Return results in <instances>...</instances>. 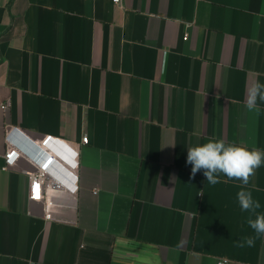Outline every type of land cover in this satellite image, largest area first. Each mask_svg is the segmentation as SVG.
<instances>
[{
  "label": "crops",
  "instance_id": "0c3cea01",
  "mask_svg": "<svg viewBox=\"0 0 264 264\" xmlns=\"http://www.w3.org/2000/svg\"><path fill=\"white\" fill-rule=\"evenodd\" d=\"M257 80L264 0H0V264H264V237L236 244L255 235L241 182L186 163L210 138L264 150ZM8 127L70 184L78 151V190L30 199ZM248 190L264 214V166Z\"/></svg>",
  "mask_w": 264,
  "mask_h": 264
},
{
  "label": "clouds",
  "instance_id": "9594fccd",
  "mask_svg": "<svg viewBox=\"0 0 264 264\" xmlns=\"http://www.w3.org/2000/svg\"><path fill=\"white\" fill-rule=\"evenodd\" d=\"M258 101L264 102V83L257 80L247 89L245 104L247 110L258 115L260 113ZM20 151L23 155L29 156V153ZM186 163L192 166L193 177L203 170L207 183L212 186L221 183V175L227 177V180L241 182L237 201L241 211L249 213L247 224L255 235L245 236L237 241L238 247H253L256 239L264 237V214L257 212L261 204L254 199L252 191L248 190L256 170L264 166V150L255 146L249 148L246 145L226 143L223 139L210 138L202 145L188 147Z\"/></svg>",
  "mask_w": 264,
  "mask_h": 264
},
{
  "label": "built area",
  "instance_id": "2783aa9c",
  "mask_svg": "<svg viewBox=\"0 0 264 264\" xmlns=\"http://www.w3.org/2000/svg\"><path fill=\"white\" fill-rule=\"evenodd\" d=\"M117 3H120L121 0H114ZM1 108L4 110L8 109V104L4 103L1 104ZM7 141L9 144L8 152L6 154L7 156V162L10 164L12 163L17 157H19L22 153L19 150V148L12 143V133L13 129L12 127L7 128ZM56 139L53 135H47L44 138H42L40 141H38V144L41 146H50ZM82 142L84 144L89 142V137L84 136ZM79 152L73 154V158L70 161L71 165V172L74 176L75 181L73 183H69L66 180H62L59 178V176L55 175L52 170V164L54 160H56V156L54 154H50L46 156L43 159H38L33 154L29 153L30 158L36 165V169L31 173V185L29 190V197L30 199H36L40 200L42 197H44L43 189L46 186L47 188L56 189V188H66L71 191H77L79 188V182H78V175L77 170L79 167ZM51 204V203H50ZM50 204H48L46 209V217L51 218L52 213L50 210ZM219 264H227V260H220Z\"/></svg>",
  "mask_w": 264,
  "mask_h": 264
},
{
  "label": "rangeland",
  "instance_id": "374dc122",
  "mask_svg": "<svg viewBox=\"0 0 264 264\" xmlns=\"http://www.w3.org/2000/svg\"><path fill=\"white\" fill-rule=\"evenodd\" d=\"M21 155H23V154H21ZM28 157H30V156H28ZM31 159V158H30ZM32 160V159H31Z\"/></svg>",
  "mask_w": 264,
  "mask_h": 264
}]
</instances>
